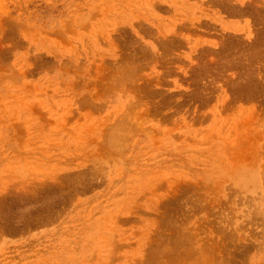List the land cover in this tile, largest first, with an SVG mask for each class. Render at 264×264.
Segmentation results:
<instances>
[{"label":"rangeland","instance_id":"rangeland-1","mask_svg":"<svg viewBox=\"0 0 264 264\" xmlns=\"http://www.w3.org/2000/svg\"><path fill=\"white\" fill-rule=\"evenodd\" d=\"M0 264H264V0H0Z\"/></svg>","mask_w":264,"mask_h":264},{"label":"bare ground","instance_id":"bare-ground-1","mask_svg":"<svg viewBox=\"0 0 264 264\" xmlns=\"http://www.w3.org/2000/svg\"><path fill=\"white\" fill-rule=\"evenodd\" d=\"M258 5V4H257ZM133 68V67H132ZM109 118V117H108ZM122 126V125H121ZM111 135V134H110ZM109 137V136H108ZM111 137V136H110ZM105 140V139H104ZM120 140V139H119ZM121 141V140H120ZM110 143V142H109ZM115 144V143H114ZM242 146V145H241ZM114 148V147H113ZM117 148V147H116ZM125 148V147H124ZM115 153V152H114ZM257 217V216H256ZM261 240V239H260ZM179 257V256H178ZM205 257V256H204Z\"/></svg>","mask_w":264,"mask_h":264}]
</instances>
